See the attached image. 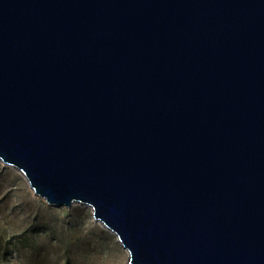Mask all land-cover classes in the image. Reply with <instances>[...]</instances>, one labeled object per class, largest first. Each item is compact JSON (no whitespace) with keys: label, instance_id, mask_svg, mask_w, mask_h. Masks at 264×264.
<instances>
[{"label":"water","instance_id":"water-1","mask_svg":"<svg viewBox=\"0 0 264 264\" xmlns=\"http://www.w3.org/2000/svg\"><path fill=\"white\" fill-rule=\"evenodd\" d=\"M0 161L128 264H264V0H0Z\"/></svg>","mask_w":264,"mask_h":264},{"label":"rangeland","instance_id":"rangeland-1","mask_svg":"<svg viewBox=\"0 0 264 264\" xmlns=\"http://www.w3.org/2000/svg\"><path fill=\"white\" fill-rule=\"evenodd\" d=\"M128 257L89 206L50 205L0 161V264H128Z\"/></svg>","mask_w":264,"mask_h":264},{"label":"bare ground","instance_id":"bare-ground-1","mask_svg":"<svg viewBox=\"0 0 264 264\" xmlns=\"http://www.w3.org/2000/svg\"><path fill=\"white\" fill-rule=\"evenodd\" d=\"M102 227H105L100 221H98Z\"/></svg>","mask_w":264,"mask_h":264}]
</instances>
